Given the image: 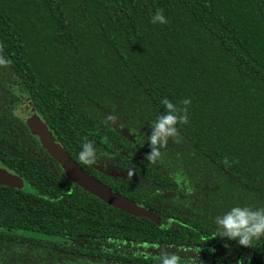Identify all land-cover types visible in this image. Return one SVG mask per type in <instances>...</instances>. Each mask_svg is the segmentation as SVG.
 Segmentation results:
<instances>
[{"label":"trees","instance_id":"16d2710c","mask_svg":"<svg viewBox=\"0 0 264 264\" xmlns=\"http://www.w3.org/2000/svg\"><path fill=\"white\" fill-rule=\"evenodd\" d=\"M21 95L151 218L67 179L15 114ZM164 98L190 100L189 122L148 164ZM85 138L95 165L78 159ZM0 166L22 178L0 185V264H156L198 248L202 264H264V238L212 239L231 207H264V0H0Z\"/></svg>","mask_w":264,"mask_h":264},{"label":"clouds","instance_id":"9594fccd","mask_svg":"<svg viewBox=\"0 0 264 264\" xmlns=\"http://www.w3.org/2000/svg\"><path fill=\"white\" fill-rule=\"evenodd\" d=\"M153 24H166L167 20L162 10H158L153 16ZM191 101L185 99L180 102L182 106L172 103L167 98L161 101L165 111L153 122L151 134L148 136L150 152L145 156L148 164H155L161 157V149L166 148L170 138L178 135L177 125H185L189 122L188 105ZM98 151L96 145L85 138L78 153V159L85 166L95 165ZM226 166L229 161L225 158ZM128 173V177L132 176ZM216 230L212 239L217 237L229 241L238 242L239 246L252 248L254 241L264 238V207L233 206L228 211L215 218ZM228 245H225L227 247ZM201 248L195 250L175 251L162 249L154 256L156 264H202L200 260ZM239 264H244L240 261Z\"/></svg>","mask_w":264,"mask_h":264},{"label":"water","instance_id":"95a60500","mask_svg":"<svg viewBox=\"0 0 264 264\" xmlns=\"http://www.w3.org/2000/svg\"><path fill=\"white\" fill-rule=\"evenodd\" d=\"M22 101L15 114L29 128L39 145L56 160L65 177L79 186L82 190L90 193L110 207L120 210L133 217L149 219L152 212L137 205L132 200L113 192L91 174L79 166L68 153L59 146L47 126L35 114L33 102L25 95H21ZM22 182V178L0 166V185L12 188Z\"/></svg>","mask_w":264,"mask_h":264}]
</instances>
